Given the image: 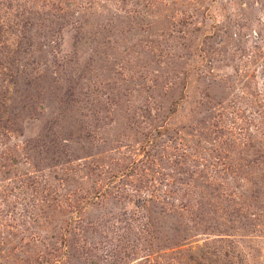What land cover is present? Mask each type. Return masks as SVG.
Segmentation results:
<instances>
[{"label":"rangeland","instance_id":"1","mask_svg":"<svg viewBox=\"0 0 264 264\" xmlns=\"http://www.w3.org/2000/svg\"><path fill=\"white\" fill-rule=\"evenodd\" d=\"M0 264H264V0H0Z\"/></svg>","mask_w":264,"mask_h":264}]
</instances>
